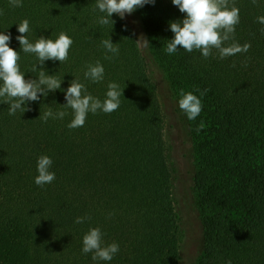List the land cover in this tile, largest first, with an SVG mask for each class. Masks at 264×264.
I'll return each mask as SVG.
<instances>
[{"label": "trees", "instance_id": "1", "mask_svg": "<svg viewBox=\"0 0 264 264\" xmlns=\"http://www.w3.org/2000/svg\"><path fill=\"white\" fill-rule=\"evenodd\" d=\"M95 4L23 0L13 8L0 0V32L11 36L9 47L20 53L26 80L38 76L31 71L38 61L16 40L22 20L29 21L31 42L41 36L54 40L60 32L73 40L66 62L43 65L46 74L62 80L60 89L11 116L0 99V264H183L160 83L192 146L201 230L194 263L264 264V25L257 21L264 0H229L239 9L235 42L250 48L224 59L215 49L207 59L179 46L167 54L169 23L185 18L171 0H155L128 15L134 29L115 14L113 26L97 23L105 13L94 10ZM141 36L149 47L136 42ZM109 37L118 55L102 47ZM96 61L104 67L99 83L84 78L85 65ZM73 79L101 101L108 83L119 84L118 110L89 113L82 127L70 129L72 110L61 106ZM197 88L209 91L200 96ZM180 89L201 99L194 120L178 106ZM49 108L68 114L44 122L39 115ZM41 155L52 159L55 173L42 188L34 183ZM85 216L91 219L75 223ZM95 227L106 245H119L111 261L82 253V238Z\"/></svg>", "mask_w": 264, "mask_h": 264}, {"label": "clouds", "instance_id": "2", "mask_svg": "<svg viewBox=\"0 0 264 264\" xmlns=\"http://www.w3.org/2000/svg\"><path fill=\"white\" fill-rule=\"evenodd\" d=\"M9 6L16 8L23 6V0H8ZM257 0H252L255 5ZM155 0H96L95 9L104 16L98 17L97 23L108 25L115 23L110 17L115 14L121 19L126 14L130 15L138 8H142L146 4H154ZM171 3L185 14V18L169 23V30L173 33L171 40H166V52L171 55L179 49L191 53L194 50L199 51L202 57L209 58L213 49H215L220 59L233 56L239 53H246L250 44L240 45L235 42V27L239 23V9L233 5L230 6L229 0H171ZM3 11L0 10V15ZM258 23L264 25V16L257 17ZM17 31L21 34L16 37L21 50L26 54H34L38 63L31 68L32 72H37L35 79H25V74L20 71L19 63L20 53L9 47L11 36L0 32V99L8 105V114L15 115L17 110L25 112L23 107L26 102L37 101L41 97H46L49 92L60 89L62 80L57 79L55 75L46 74L43 65L45 61H58L59 63L68 60L69 49L73 44V40L64 32H60L56 39L44 38L43 36L36 38L31 42L27 33L30 31L29 21L22 20L17 25ZM264 32V29H262ZM143 42L144 47L150 44L143 36L138 38L136 42ZM231 43H228L230 42ZM102 47L106 53H112L113 56L118 55L119 49L108 39L101 41ZM227 45V46H225ZM105 59L112 57L105 55ZM37 65L40 66L37 70ZM235 66L234 64L232 65ZM86 71L84 78L93 83H99L104 79V67L100 61L95 64L85 65ZM105 99L101 101L99 98L87 93L86 86L73 79L64 93L66 104L63 108L72 110L73 119L68 124L70 129L82 127L85 124L89 113L97 114L102 111L110 114L118 110L122 91L119 84L110 82L107 85ZM203 96L209 91L205 89L200 91ZM178 106L189 120H194L202 111L201 99L192 92H185L183 89L179 91ZM68 113L59 111L53 113L49 108L39 119L47 122L49 118L63 119ZM52 159L49 156L41 155L37 158L36 171L38 175L34 179V183L39 187L50 184L55 180V173L50 171ZM111 215V214H110ZM88 216L77 217L75 223H84L90 220ZM103 233L99 227L90 228L82 238V253H92V260L111 261L119 252V245L115 242L105 244ZM225 264H231L228 260Z\"/></svg>", "mask_w": 264, "mask_h": 264}, {"label": "rangeland", "instance_id": "3", "mask_svg": "<svg viewBox=\"0 0 264 264\" xmlns=\"http://www.w3.org/2000/svg\"><path fill=\"white\" fill-rule=\"evenodd\" d=\"M124 17L127 22H130L129 26L133 28L132 21L128 19V14ZM160 84V100L166 116L167 157L172 171L171 194L175 213L179 216L178 229L182 263L193 264L196 259L198 260L200 254L201 230L198 213L194 205L192 146L173 114V104L172 107L169 105L172 102L165 92L164 84Z\"/></svg>", "mask_w": 264, "mask_h": 264}]
</instances>
